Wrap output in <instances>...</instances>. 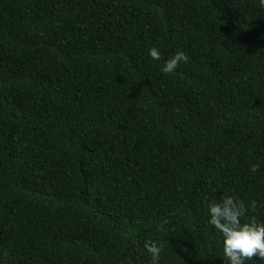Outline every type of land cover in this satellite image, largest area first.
I'll return each instance as SVG.
<instances>
[{
	"label": "trees",
	"instance_id": "16d2710c",
	"mask_svg": "<svg viewBox=\"0 0 264 264\" xmlns=\"http://www.w3.org/2000/svg\"><path fill=\"white\" fill-rule=\"evenodd\" d=\"M226 196L264 222L258 0H0V264H228Z\"/></svg>",
	"mask_w": 264,
	"mask_h": 264
},
{
	"label": "clouds",
	"instance_id": "9594fccd",
	"mask_svg": "<svg viewBox=\"0 0 264 264\" xmlns=\"http://www.w3.org/2000/svg\"><path fill=\"white\" fill-rule=\"evenodd\" d=\"M259 6L264 8V0H258ZM149 56L159 61L161 51L157 47L149 49ZM188 56L183 51H177L168 57L161 71L172 73L179 64L186 63ZM256 166L251 168L255 172ZM256 207L255 201L245 205L243 201L232 196H226L221 201L208 205L209 223L220 233L224 256L228 264H245L253 257L264 259V222H243L242 217ZM145 248L151 254L152 264H158L161 246L156 241H146Z\"/></svg>",
	"mask_w": 264,
	"mask_h": 264
}]
</instances>
